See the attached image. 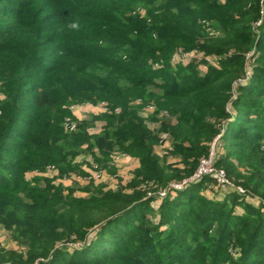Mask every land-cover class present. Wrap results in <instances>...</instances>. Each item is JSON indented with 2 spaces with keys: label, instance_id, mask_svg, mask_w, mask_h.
<instances>
[{
  "label": "trees",
  "instance_id": "1",
  "mask_svg": "<svg viewBox=\"0 0 264 264\" xmlns=\"http://www.w3.org/2000/svg\"><path fill=\"white\" fill-rule=\"evenodd\" d=\"M216 136L225 186L193 178ZM115 150L121 187L54 183ZM0 226V264H264V0H0Z\"/></svg>",
  "mask_w": 264,
  "mask_h": 264
},
{
  "label": "rangeland",
  "instance_id": "2",
  "mask_svg": "<svg viewBox=\"0 0 264 264\" xmlns=\"http://www.w3.org/2000/svg\"><path fill=\"white\" fill-rule=\"evenodd\" d=\"M7 4L12 5V7L19 6L18 3L9 1H6ZM46 8L45 2H40V5L36 7V10H41ZM181 57V56H180ZM197 57H200L199 55ZM201 71L203 69L201 68ZM228 108V107H227ZM68 110H70L68 116L65 117V119H69L70 122L75 124V121L85 119L90 120L94 116L101 113L102 107L98 105H90V104H72L69 105ZM229 110V109H228ZM150 110H144L143 116L146 117L147 123L150 127L157 128L159 125L153 121L150 120ZM232 113V112H231ZM234 114H231L233 117ZM64 123V122H63ZM104 125V121H101L99 119L94 120V124L91 127V129L95 132H98ZM65 131H73L74 129H69L68 126H63ZM216 138L211 142L210 152L207 158H205V162L202 164L199 163V166L202 167L205 171L203 173L205 175L211 174L217 179V183L219 181L220 185L225 186V184L231 183L229 181V178L227 177V172H225L224 168H220L218 166H215L214 164V156L224 150L223 146L219 144ZM167 147L166 142V136L164 134H161V144L158 147V152L162 155L165 154V148ZM173 159V157H172ZM170 157V160H172ZM230 160L235 164V166L239 169L240 165L238 164V161L232 157ZM75 162L81 165L83 170L86 172H89L93 175L91 177V174L87 173L84 176H80L78 174H75L73 172H70V177H64L59 178L56 177L53 178L54 183L59 184L62 186V192L64 194L69 192V189L73 190V194L76 195H86L89 191L87 190H77V186H83L87 183H89L90 180L93 181L94 184H96L98 187H100L103 191L107 190H113L115 188L121 187V185H124L126 181L132 176L133 170L137 167V160L133 156L127 155L125 153H122L120 151H113L109 156L108 159L104 163L97 164L92 159L91 153H81L79 156H76ZM224 164H230L229 160H225ZM98 165V166H97ZM44 171H33V170H25L23 172V176L25 178H32L33 176L38 175H44L52 177L55 175L56 170L52 168L49 165H46ZM198 166V167H199ZM222 172L220 176H216L215 173ZM219 174V173H218ZM239 187V186H236ZM0 248L5 249L6 251L15 250L17 252H22L25 250L22 245L16 242L11 236V232L8 229H5L0 226ZM5 251V252H6ZM2 256V260H3ZM1 261V256H0ZM3 262V261H1ZM4 264H13L10 261H5Z\"/></svg>",
  "mask_w": 264,
  "mask_h": 264
},
{
  "label": "built area",
  "instance_id": "3",
  "mask_svg": "<svg viewBox=\"0 0 264 264\" xmlns=\"http://www.w3.org/2000/svg\"><path fill=\"white\" fill-rule=\"evenodd\" d=\"M183 56H186L187 54H182ZM68 126V128L69 129H74V127H75V124L74 123H72V122H70V120L67 118L66 119V122H65V126ZM206 160L205 159H202L201 160V164L203 163V162H205ZM203 171H205L204 169H202V167L201 166H199L198 168H197V170H196V172H195V174L193 175V178H196V177H199L200 175H202V174H204L203 173ZM219 173V174H218ZM218 173H215V175L216 176H220L221 174H222V172H218ZM91 177H93V175L91 174ZM186 182V180L185 181H182V182H179V183H175V184H173V187L174 188H180L182 185H183V183H185ZM219 182V181H218ZM160 194H163V192H160Z\"/></svg>",
  "mask_w": 264,
  "mask_h": 264
},
{
  "label": "clouds",
  "instance_id": "4",
  "mask_svg": "<svg viewBox=\"0 0 264 264\" xmlns=\"http://www.w3.org/2000/svg\"><path fill=\"white\" fill-rule=\"evenodd\" d=\"M70 27L72 28V29H79V27H80V25H79V23L78 22H74V23H72L71 25H70Z\"/></svg>",
  "mask_w": 264,
  "mask_h": 264
}]
</instances>
